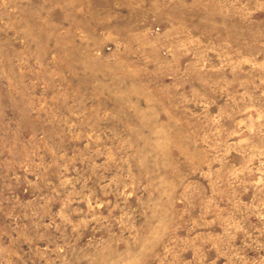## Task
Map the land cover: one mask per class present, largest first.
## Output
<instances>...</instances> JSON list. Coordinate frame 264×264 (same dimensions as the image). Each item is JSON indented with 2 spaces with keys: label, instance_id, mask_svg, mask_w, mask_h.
<instances>
[{
  "label": "rangeland",
  "instance_id": "rangeland-1",
  "mask_svg": "<svg viewBox=\"0 0 264 264\" xmlns=\"http://www.w3.org/2000/svg\"><path fill=\"white\" fill-rule=\"evenodd\" d=\"M0 264H264V0H0Z\"/></svg>",
  "mask_w": 264,
  "mask_h": 264
}]
</instances>
